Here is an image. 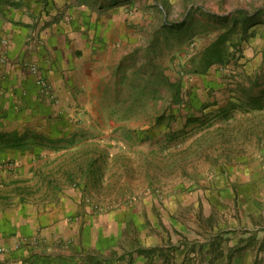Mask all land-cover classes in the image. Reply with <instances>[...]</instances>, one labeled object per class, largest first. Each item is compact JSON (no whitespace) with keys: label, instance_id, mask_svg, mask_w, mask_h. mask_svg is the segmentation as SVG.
Segmentation results:
<instances>
[{"label":"crops","instance_id":"obj_1","mask_svg":"<svg viewBox=\"0 0 264 264\" xmlns=\"http://www.w3.org/2000/svg\"><path fill=\"white\" fill-rule=\"evenodd\" d=\"M177 1L176 6L186 3ZM252 3L264 6V0ZM171 4L0 0V163L17 164L0 172V264L226 262L228 245L220 237L235 230L240 219L228 220L224 208L225 219H215L214 200L221 202L224 194L164 188L161 176L152 178L155 171L148 170L157 147L147 141L155 135L131 121L132 95L135 102L145 96L151 105L162 95L157 81L142 82L140 90L135 85L136 92L130 83L142 79L144 66L163 70L158 52L164 8ZM134 6L139 8L135 13ZM153 23L150 33L134 29ZM4 37L10 41L7 49L1 45ZM134 40L141 47L133 48ZM31 64L38 65L51 97L41 94ZM209 72L194 73L199 76L189 86L194 106L204 102L205 87L223 85L218 71ZM170 82L171 99L177 102L178 82ZM173 106L171 114L178 118L179 105ZM189 183L195 188V181ZM129 199L135 204L118 207ZM184 209L192 213L194 234L177 226ZM198 225L205 228L203 236L196 232ZM222 252L223 262L216 263L215 254ZM232 264L252 262L235 256Z\"/></svg>","mask_w":264,"mask_h":264},{"label":"rangeland","instance_id":"obj_2","mask_svg":"<svg viewBox=\"0 0 264 264\" xmlns=\"http://www.w3.org/2000/svg\"><path fill=\"white\" fill-rule=\"evenodd\" d=\"M209 1L184 0V5L176 6L178 1L171 0L172 4L164 8V33L158 52L163 70L144 66L142 79L132 78L130 83L132 92H136L135 85L140 90L142 82L149 86L157 81L162 95L154 100V105L146 103L145 96L135 102L132 95L131 121L155 135L147 141L157 147V156H151L154 162L148 165L149 171H155L152 178L161 176L164 188L180 193L222 192L221 202L214 200L213 206L219 212L215 219H225L223 211L220 215L221 208L227 210L228 220L240 219L235 230L229 229L226 238L220 237L224 247L228 245L229 250V244L246 240L247 247L235 256L263 264L264 249L260 247L261 242L264 244V6L248 5L249 0H228L225 6L210 7L205 5ZM138 9L134 6L131 11ZM182 20L184 24L172 25ZM154 26L153 23L145 28V24L134 29L150 33ZM7 39L6 44L1 39L2 48H8ZM135 42L131 41L133 48L141 47ZM209 68V74L218 71L223 85L205 87L201 91L204 102L194 106L189 99V86L199 77L194 73L207 72ZM170 79L179 85L177 102L171 99ZM211 96L215 102H211ZM174 104L179 105L178 118L171 114ZM216 104L220 107L209 109ZM146 154L150 156L152 152ZM191 181H195V188H191ZM127 204L134 205L135 199L123 201L118 207ZM180 215L184 220L177 226L194 234L192 213L184 209ZM198 226L201 230L196 232L203 236L205 228ZM251 237L253 240L248 242ZM222 255L223 252L217 253L216 263L223 262Z\"/></svg>","mask_w":264,"mask_h":264},{"label":"built area","instance_id":"obj_3","mask_svg":"<svg viewBox=\"0 0 264 264\" xmlns=\"http://www.w3.org/2000/svg\"><path fill=\"white\" fill-rule=\"evenodd\" d=\"M2 42H4L5 44L8 43V39L3 38ZM28 68L32 74L36 75V83L38 85L41 94L51 97L52 96L51 88L49 87V84L46 82L45 78L39 73V67L37 66V64H31L29 65ZM16 165H17L16 162L12 160L3 161L0 163V172L14 170Z\"/></svg>","mask_w":264,"mask_h":264},{"label":"trees","instance_id":"obj_4","mask_svg":"<svg viewBox=\"0 0 264 264\" xmlns=\"http://www.w3.org/2000/svg\"><path fill=\"white\" fill-rule=\"evenodd\" d=\"M182 24H184V20H182V21H180V22H177V23H174V24H172L173 26H178V25H182ZM253 238L254 237H251L250 238V240L248 241V242H251L252 240H253ZM244 241H246V240H243V239H241L240 240V242L237 244V245H235V246H232V247H230L229 248V250H228V253H227V260H226V262L224 263V264H232V260H233V258L235 257V255H236V253L241 249H244L245 247H247V245L248 244H244ZM217 243V245L219 244V242L217 241H215V243L214 244H216ZM263 242H261V247H260V250H263L264 249V244H262ZM214 248H216V246H213ZM217 249H218V246H217ZM215 255H217V254H215ZM258 264V263H257Z\"/></svg>","mask_w":264,"mask_h":264}]
</instances>
